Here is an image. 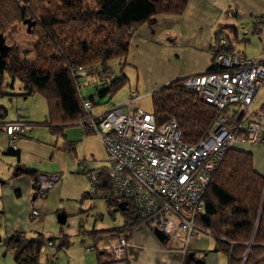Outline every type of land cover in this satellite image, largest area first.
<instances>
[{"label":"trees","instance_id":"16d2710c","mask_svg":"<svg viewBox=\"0 0 264 264\" xmlns=\"http://www.w3.org/2000/svg\"><path fill=\"white\" fill-rule=\"evenodd\" d=\"M6 1L14 2L17 9L13 12L0 9V33L16 16L21 21L28 20L32 23L29 33L39 36L34 47L40 56L34 62L21 58L14 46L6 48L0 38V97L7 94L8 86L13 88L16 80L21 82L25 97L42 94L47 100L48 113L45 121L35 124L46 125L55 132L75 124L84 116L83 101L88 100L96 106L92 96H82L83 83L81 77L74 73L75 68L87 69L90 64H100L107 86L98 90V95L103 97L110 93V100L127 84L128 78L121 70L118 75L107 79L108 63L115 58L125 59L130 37L137 27L157 14H182L189 0H89L96 4L91 11L79 4L74 6L70 0H61L68 5V11L64 12L68 16L64 19L56 18L54 14L37 15L29 6L31 0ZM258 25L254 22L255 34L259 33ZM63 26L65 28L61 31L67 35L57 33V28ZM220 36L218 32L211 51H234L232 42L226 36L227 45H220ZM215 68L212 61L206 71ZM6 76L9 81H6ZM85 76H88V72ZM79 82L82 87L78 85ZM182 82L183 78H180L152 93L153 114L158 125L175 119L182 140L194 144L206 135L213 120L223 111L201 101ZM23 117L21 111L16 110L13 120H0V130L6 123L16 120L23 122L25 127L34 124L27 123ZM5 152L19 154L18 147L13 149L9 144ZM101 169V188H105L109 183L108 176L105 168ZM24 172L35 176L33 196L36 198L38 173L32 169H24ZM86 196L95 198L90 192L83 193L82 198ZM104 200L110 215L120 212L125 222L116 228L87 230L94 240H99L106 233L116 235L137 223L130 202H127V209L120 210L118 204L122 200ZM195 224L215 239V250L227 254L228 264H264V175L254 169L252 152L239 145L227 151L213 173L204 195L203 210L196 216ZM43 237L14 235L5 239L4 243L12 249L15 264H40ZM250 242L252 245L249 247ZM190 262L191 259L186 256L184 263Z\"/></svg>","mask_w":264,"mask_h":264},{"label":"built area","instance_id":"2783aa9c","mask_svg":"<svg viewBox=\"0 0 264 264\" xmlns=\"http://www.w3.org/2000/svg\"><path fill=\"white\" fill-rule=\"evenodd\" d=\"M219 39L220 45H227L224 36ZM210 53L216 68L187 75L182 84L218 111L229 109V117L219 113L197 143L182 140L175 119L158 125L153 113L136 107L142 96L132 90L122 104L112 103L106 110L95 112L90 101H83L84 116L75 122L97 135L107 154L104 168L109 183L101 188V168L89 171L90 194L122 200L126 206L130 202L137 217V223L131 227L159 229L167 239L181 241L184 258L190 242L208 234L198 229L195 218L203 210L206 190L227 151L235 145L264 141V107L256 110L253 106L264 86V54ZM74 73L82 77L87 69L78 67ZM78 85L82 87L81 82ZM109 101L113 102V97ZM25 128L18 120L5 124L3 131L10 147H18ZM59 179V174L38 173L36 198L46 196ZM29 214L36 220L40 211L32 206ZM43 239L42 249L44 245L53 246L51 237ZM251 245L252 242L248 246ZM130 246L126 233L121 231L104 235L98 248L121 261Z\"/></svg>","mask_w":264,"mask_h":264},{"label":"rangeland","instance_id":"374dc122","mask_svg":"<svg viewBox=\"0 0 264 264\" xmlns=\"http://www.w3.org/2000/svg\"><path fill=\"white\" fill-rule=\"evenodd\" d=\"M74 3V6L79 4L81 7L91 11L96 8V4L89 0H70ZM207 1V0H206ZM236 8L239 10L237 24L240 27H244V32H248L249 26H253V17L257 14H261V10L264 8V0H235ZM262 5V7H260ZM29 6L33 8L37 15H50L58 19H64L68 15L64 12L68 11V5L61 2V0H31ZM0 9L10 10L13 12L17 9L14 2L0 1ZM264 13V12H263ZM183 14V13H182ZM175 21L166 22L167 15L157 14L156 20L157 27L163 30L160 35L150 37L151 30H147L146 24H142L136 28L135 32L130 37L129 49L127 55L124 58H115L108 63L107 79L114 77L122 72L127 76V84L118 90L114 94V103L117 105L122 104L128 97L130 91H136L142 97L137 102L136 107L142 108L145 111L154 112V106L152 101V93L158 88L168 85L175 81L171 79L183 72H192L191 70L199 67H204L207 64V60H210L206 51L204 54L200 49H193L195 43H193V34L196 32L198 36H201L200 31L193 26L188 15H182ZM261 16V15H260ZM0 19L1 16H0ZM1 25V24H0ZM145 26V27H144ZM166 27V28H165ZM57 28V33L65 34L61 29ZM167 28H170L168 30ZM0 33L3 44L6 48L14 46L21 58H25L30 62L38 61L39 53L34 47L39 41V36L29 33L28 26L24 21H21L16 16L10 24ZM148 31L144 35L143 30ZM197 30V31H196ZM66 31V30H65ZM68 34V33H67ZM65 34V35H67ZM148 34V35H147ZM141 36L138 38V36ZM249 43L246 47V54L251 56L258 53L259 42L258 37L251 36ZM226 38V37H225ZM227 40V39H226ZM125 61V63H124ZM88 76H82L80 81L83 83L81 93L83 97H93L95 103V112L99 110H106L111 107V101H109L110 93L100 97L98 90L107 86V80L103 77L102 66L100 64H90L87 67ZM187 76V75H186ZM6 81L9 78L6 76ZM167 82V83H166ZM23 86L19 80L14 82L13 88L7 87L5 95L0 97V107L2 106L7 110L6 119L11 120L16 117V110L19 109L25 118H28L29 122L34 123L30 127L34 133V139L25 138L29 142L39 141L43 143H49L50 138L56 139V136L50 133L49 127L46 125H36L35 123L43 122L46 120L48 113V104L46 98L39 93L32 94L25 97ZM264 101V89L259 93V97L254 104L255 108H259V104ZM223 114L229 117V109L223 111ZM24 118V117H23ZM75 124L68 126V133L70 139L73 141L80 140L81 131ZM32 136V135H31ZM58 139L62 142L63 138L60 136ZM5 135L0 131V144H3ZM84 144V145H83ZM76 145L69 144L65 150L58 151L61 159L58 158L56 162L46 163L43 165V169L40 172L47 174H61L60 181L51 189L46 200V209L41 208L42 197H38L34 202V207L40 211V215L36 220H30L28 223L23 220L22 212L18 220L21 223V227L24 225L30 235L38 233L43 234L44 237H54L55 247H57L60 237L63 234H68L73 238L74 244L71 245L70 251L73 248H77L80 244L78 241L79 225H86V228L93 226H112L121 222L120 212H116L114 215H110L106 202L103 198H82L84 191H90V181L87 180L80 172L82 166L88 165L89 167L95 166H107V154L105 148L100 139L95 134H91L86 137L85 141ZM4 145H0L2 147ZM92 152H89V148ZM90 153L94 155V158L89 157ZM67 165L63 166V159L66 157ZM85 160L83 161V159ZM82 161V165L78 163ZM11 164V158H5L0 156V167L8 169ZM72 166V167H71ZM79 168V172H75V167ZM13 178L10 175L4 173V177L0 175L1 181L9 183ZM86 179V180H85ZM87 181V183L85 182ZM86 183V184H85ZM7 184L1 185L5 187ZM87 186L86 190H84ZM62 190V195L60 194ZM11 202V201H10ZM12 208V203H7ZM20 208L24 206V203H19ZM90 206V207H89ZM2 206L0 205V209ZM31 211V208H30ZM29 211V213H30ZM25 212V210H24ZM1 213V212H0ZM60 213L68 215L65 224L59 222ZM14 213L9 218L10 224H13L15 220ZM115 218V219H114ZM0 226L4 228V222H0ZM1 229V228H0ZM110 233H106L107 235ZM0 264H15L13 260V251L4 244L3 235L0 233ZM215 239L208 234H201V237L197 241H191L190 248L198 246H210ZM72 242V240H71ZM80 246H82L80 244ZM53 251L50 246L44 245L42 251V259L44 261V251ZM63 251V250H62ZM62 253V252H61ZM61 255V254H59ZM65 256V255H63ZM226 259V258H225ZM226 262V260H225Z\"/></svg>","mask_w":264,"mask_h":264},{"label":"crops","instance_id":"0c3cea01","mask_svg":"<svg viewBox=\"0 0 264 264\" xmlns=\"http://www.w3.org/2000/svg\"><path fill=\"white\" fill-rule=\"evenodd\" d=\"M235 0H189L188 4L183 12L184 15H188L190 17V21L197 30L200 31L201 29V36L199 37L196 32L193 34V43H195L193 49H200L204 54V51L207 52L209 55V59L207 60V64L204 67H199L191 70L192 72H183L180 74H176L177 76L172 77L171 79L178 80L180 78L185 77L186 75L198 74L206 71L211 63H212V56H211V49L214 46L216 34L219 32L221 36H226L231 42L234 47V52H242L246 54V47L250 41L251 36H257L259 42L256 44L258 49V53L251 56H260L264 54V8L261 10V14H257V16L253 17V21L259 23L257 28L259 29V33H254V24L249 26L248 32H244V27H240L237 24L239 10L235 9L236 7ZM262 7V5L260 6ZM182 14V15H183ZM167 15L166 22L175 21V19H179L180 15ZM261 15V16H260ZM156 16H154L150 21L144 23L146 24L147 30H151L150 37H154L155 35H160L163 30L158 29L157 27H153L155 24L157 25ZM155 25V26H156ZM145 27V26H144ZM166 28V27H165ZM170 30V28H167ZM196 30V31H197ZM148 32L143 30V34ZM148 35V34H147ZM141 36L139 35L138 38ZM125 63V61H124ZM167 83V82H166ZM158 89V88H157ZM156 89V90H157ZM264 89V86L260 90V92ZM259 92V93H260ZM259 93L254 101L256 103ZM114 101V96H113ZM114 102H111V104ZM254 106V105H253ZM260 109L264 107V101H262L259 105ZM19 110V109H17ZM7 115V110L0 107V120L2 122L11 121L5 118ZM28 118L24 120L28 123ZM78 129L81 131L80 140L73 141L70 139V134L68 131V126L64 127L62 131L57 130L52 132L50 129V133L56 136V139L50 138L49 143H43L38 139H35L34 142H29L25 138L34 139V133L32 132L33 127L31 125H26L25 131L22 137L18 140V150L19 154L11 155L6 154L5 150L8 147V137L5 135V140L3 141L4 145L0 147V156L2 155L5 158H11V164L8 169H4L0 167V175L4 177V173L7 175L12 176V180L9 183H5V181H1V185L7 184L5 187H1L0 189V205L2 208L0 209V222H4V228L0 226V233L3 235L4 241L7 238H10L14 235H22L26 238L35 237L37 235H43L41 233L30 235L28 232L32 229H28L23 225L21 227L22 221L29 222L31 219L29 211L32 206L35 205V200L33 192H34V182L35 176H31L24 172V169H32L37 173H40V170L43 169L44 164L56 162L58 158L61 159L60 153L58 151L65 150L66 146L69 144L76 145L79 142L83 144L86 137L91 134L92 132L86 131L80 125L75 124ZM32 135V136H31ZM63 138V141H60L58 137ZM84 145V144H83ZM64 147L63 149L61 147ZM239 147L252 152L253 154V165L254 169L264 175V141L255 144H246V145H239ZM89 152H92L90 147ZM66 156L63 159V166L67 165ZM89 157L91 159L94 158V155L90 153ZM85 158L83 159V161ZM78 165H82V161L78 163ZM72 167V166H71ZM104 166H95L89 167L88 165H83L81 168V173L83 176L88 180L87 173L88 171L95 170L102 168ZM80 166L78 168L75 167V172H79ZM61 176V174H59ZM61 178V177H60ZM85 179V180H86ZM60 181V179H59ZM87 183V181H85ZM85 183V184H86ZM57 187V186H56ZM87 186H85L84 190H86ZM62 190H60V194L62 195ZM88 193V191H84L83 193ZM83 195V194H82ZM49 194L47 193L46 196L42 198L43 204H41L42 209H46V200ZM90 198V197H85ZM11 201V202H10ZM7 203H12V208L7 205ZM19 203H24V206L20 208ZM90 207V206H89ZM25 210V212H24ZM22 212L23 220L20 222L19 217ZM14 213L15 220L13 224L9 223V216ZM65 215V224L67 221L68 215ZM61 215V213H60ZM121 222L116 225L112 226H93L90 228H86V225H79L78 231V241L82 246L73 248L70 253L67 252L70 250L72 244H74L73 238H71L68 234L61 235V239L55 247V242L53 246L50 248L53 250L51 252H46L47 249L44 251V261L42 259V249L40 256H39V263L40 264H185L184 263V256L182 252V243L179 240H172V239H165L163 241L159 240L153 231L147 229L142 225H136L134 227L129 226L124 232L127 235L128 240L132 243V246L127 250V255L124 260L116 261L112 259L109 253L103 249H99V240H94L88 233L87 230L91 229H110L122 226L125 222L124 217L121 216ZM115 219V218H114ZM27 222V223H28ZM60 222V221H59ZM61 223V222H60ZM88 235V237H85ZM1 240V238H0ZM72 240V242H71ZM199 240V239H198ZM197 241V240H195ZM5 244V243H4ZM6 245V244H5ZM216 243H213L208 246H194V248H190L189 252H193L196 260H201L202 264H228V256L226 253L222 251L215 250ZM87 248H90L87 250ZM63 250V251H62ZM62 252V253H61ZM188 252V253H189ZM187 253V254H188ZM61 254V255H59ZM65 255V256H63ZM189 258V257H188ZM226 258V259H225ZM226 260V262H225ZM188 264H196V261L191 259V262Z\"/></svg>","mask_w":264,"mask_h":264},{"label":"water","instance_id":"95a60500","mask_svg":"<svg viewBox=\"0 0 264 264\" xmlns=\"http://www.w3.org/2000/svg\"><path fill=\"white\" fill-rule=\"evenodd\" d=\"M24 23L27 24V26H28V29H27V30L30 31V27H31L32 23H30L28 20L24 21ZM118 207H119L120 210H125L126 207H127V206H126V202H124V201L120 202V203L118 204ZM59 221H60L61 223H64V222H65V215H64V214L59 215ZM153 232H154V234L156 235V237H157L159 240L163 241V240L167 239L166 235H165L161 230H159V229H154ZM187 256H188L190 259L195 260V261H196V264H202V261H201V260H196V259H195V256H194V253H193V252H189V253L187 254Z\"/></svg>","mask_w":264,"mask_h":264}]
</instances>
